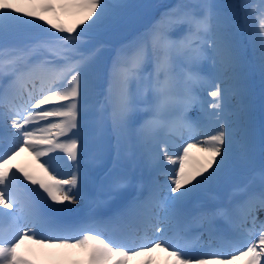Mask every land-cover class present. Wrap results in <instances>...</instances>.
Wrapping results in <instances>:
<instances>
[{
	"label": "snow or ice",
	"instance_id": "6c2138e0",
	"mask_svg": "<svg viewBox=\"0 0 264 264\" xmlns=\"http://www.w3.org/2000/svg\"><path fill=\"white\" fill-rule=\"evenodd\" d=\"M148 7L0 0V264H264L250 80L258 69L264 106V3L241 0L238 18L218 0H176L109 43ZM74 211L85 215L66 223Z\"/></svg>",
	"mask_w": 264,
	"mask_h": 264
},
{
	"label": "trees",
	"instance_id": "16d2710c",
	"mask_svg": "<svg viewBox=\"0 0 264 264\" xmlns=\"http://www.w3.org/2000/svg\"><path fill=\"white\" fill-rule=\"evenodd\" d=\"M137 2L150 5V7L140 10L132 22L128 23L123 28L118 30L116 33L112 34V36L109 39L110 44L118 45L122 42L133 39V37H135L138 33L144 31L147 27H149L153 23V21L156 20L161 15V13H163L167 8L175 4L176 0H137ZM218 2L226 5H231L232 9L234 10L238 18L242 15L241 9L239 8L241 0H218ZM247 2L251 5H256L257 6L256 11L258 12L259 5L264 3V0H247ZM249 11H251V9H249ZM249 36L250 33L247 30H245L238 35L237 39L244 48L245 59L248 62L249 60H251L252 65H254L256 61L254 59L252 46L249 42ZM111 54L112 53L110 51H106L104 53V56L106 59H110ZM250 80L252 86V99L254 102V126H256L255 117L258 116L259 113H258V104L256 103L257 98H256L255 90H257V95H259L260 101L262 102L261 77L258 69L253 68L250 75ZM258 139H259V133L255 129L253 141Z\"/></svg>",
	"mask_w": 264,
	"mask_h": 264
},
{
	"label": "rangeland",
	"instance_id": "374dc122",
	"mask_svg": "<svg viewBox=\"0 0 264 264\" xmlns=\"http://www.w3.org/2000/svg\"><path fill=\"white\" fill-rule=\"evenodd\" d=\"M206 67V66H205ZM107 140H108V138H107ZM167 140H168V142H169V148H170V150H171V143L172 142H175V143H179L180 141L178 140V138L177 139H172V138H167ZM257 149V148H256ZM258 150H259V148L257 149V151H255L254 150V155L256 154H258L257 152H258ZM27 158V159H26ZM18 160L19 161H17V159H16V161L15 162H17V163H21V160H28V161H30V157H28V156H26V155H24V154H22L21 156H20V159L18 158ZM242 177V176H241ZM241 177L237 180V182H240V180H241ZM235 182V181H234ZM222 190V189H221ZM220 191V190H219ZM68 207L69 208H73V209H78L79 207H80V205L79 204H77V205H68ZM162 255V254H161ZM235 264H241V262H235Z\"/></svg>",
	"mask_w": 264,
	"mask_h": 264
},
{
	"label": "bare ground",
	"instance_id": "6f19581e",
	"mask_svg": "<svg viewBox=\"0 0 264 264\" xmlns=\"http://www.w3.org/2000/svg\"><path fill=\"white\" fill-rule=\"evenodd\" d=\"M261 218H264V215H262Z\"/></svg>",
	"mask_w": 264,
	"mask_h": 264
}]
</instances>
